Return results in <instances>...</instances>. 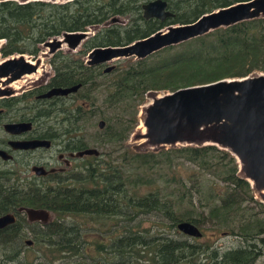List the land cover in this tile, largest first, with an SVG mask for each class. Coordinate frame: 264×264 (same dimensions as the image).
<instances>
[{
    "label": "trees",
    "instance_id": "trees-1",
    "mask_svg": "<svg viewBox=\"0 0 264 264\" xmlns=\"http://www.w3.org/2000/svg\"><path fill=\"white\" fill-rule=\"evenodd\" d=\"M140 1H2L0 40L4 43L1 55L36 57L49 39L64 32L88 31L95 27V34L85 40L87 55L94 47L127 45L171 24L193 22L217 8L247 0H182L183 5L173 9L176 16L166 21L144 20ZM120 15L131 17L126 27L112 23V19ZM54 57L55 74L46 84L23 93L21 98L24 104L51 87L82 83L69 100L74 107L56 97L48 101V107L39 106L35 116L42 123L44 119L56 118L60 112L64 117L46 128L57 126L67 130L93 112L74 104L76 99L97 107L94 93L103 72L76 57L56 53ZM254 73H264L262 17L220 27L143 59L128 58L121 67L103 75L109 78L103 105L112 113L102 116L107 120L102 140L119 148L107 154L106 164L101 169L87 168L85 175L74 183L61 178L54 184L39 179L33 185H23L19 178L13 181L10 177L0 189V211H16L21 205L46 208L52 211L53 220L48 224L31 223L24 216L1 229L0 264H18L27 259L30 252L37 256L34 261L29 260L30 264L60 261H74L71 264H255L264 255V248L256 242L259 239L264 244V238L258 237L264 233V218L244 205L246 201H254L255 188L242 174L240 163L230 151L213 144L163 146L154 150H133L126 146L147 96ZM117 152L118 158H113V153ZM177 158L196 167L190 177L176 172ZM207 175L212 176L213 181ZM186 178L195 183L190 187ZM161 179L164 185L159 184ZM144 185L154 186V189L141 193ZM172 185L173 188L166 190ZM195 195L203 207L209 208L207 214L189 207L195 206ZM256 202L264 209L263 202ZM152 213L162 214L165 222L160 225L164 230L152 232L122 225L108 241H94L92 252H87L80 226L67 222L70 216L114 220L126 215L136 219L141 214ZM206 217L223 225L225 231L242 237L244 245L221 251L209 240L170 234L172 230L180 232L177 228L180 221L201 226L207 222ZM39 223L43 229L35 228ZM111 230L112 227L106 228L103 233ZM28 238L39 247L26 249L30 247Z\"/></svg>",
    "mask_w": 264,
    "mask_h": 264
},
{
    "label": "water",
    "instance_id": "water-1",
    "mask_svg": "<svg viewBox=\"0 0 264 264\" xmlns=\"http://www.w3.org/2000/svg\"><path fill=\"white\" fill-rule=\"evenodd\" d=\"M7 1V0H0ZM22 3L31 0H17ZM60 2L62 0H43ZM65 2L71 0H64ZM166 0H153L143 5L146 19L173 17L167 9ZM264 18V0H247L230 6L220 7L201 15L189 23L171 24L150 36L138 39L122 46H97L87 54L86 64L95 66L107 64L115 59H143L163 48L180 44L203 36L220 27H228L245 20ZM113 21L119 20L117 17ZM92 31L64 32L45 43L48 54L53 55L63 45L75 51L88 39ZM2 41V40H1ZM4 41V40H3ZM116 68L110 64L105 72ZM39 62L25 58V54H15L0 61V81L10 84L22 79L26 74L36 73ZM82 83L68 87H53L39 95V98L50 99L54 96H67L76 93ZM12 92L10 87L0 88V96ZM150 102L145 104L146 132L138 134L153 148L176 145L213 144L230 151L238 160L242 174L259 191L264 202V73H254L240 78H226L215 82L179 88L171 92L153 93ZM30 122L10 123L5 128L11 133H20L31 127ZM106 125L99 122L100 128ZM14 148L35 149L47 147L50 141L34 139L14 141ZM100 154L97 148H87L78 156ZM0 155L7 159L8 152L0 149ZM33 171L37 175H47L56 171L36 165ZM253 181V182H252ZM29 222L47 224L52 220V211L46 208L22 206L19 208ZM14 213L0 215V230L16 223ZM180 232L200 238L203 230L191 221H180L177 224ZM224 234H227L226 232ZM33 240L27 244L33 245Z\"/></svg>",
    "mask_w": 264,
    "mask_h": 264
},
{
    "label": "rangeland",
    "instance_id": "rangeland-1",
    "mask_svg": "<svg viewBox=\"0 0 264 264\" xmlns=\"http://www.w3.org/2000/svg\"><path fill=\"white\" fill-rule=\"evenodd\" d=\"M149 0H141V3H145ZM60 2H65L64 0L60 1ZM118 19H121V23H130V16H123V17H117ZM104 25H101V27H103ZM100 27V28H101ZM92 34L90 35L93 36L95 34V32L97 31L95 29V27L91 28ZM86 41H84L82 43V45L75 51L70 50L67 45L61 49H59L56 54H62L68 57H76L79 58L80 60L85 61L87 60V55L84 47ZM4 43V41L0 40V48L2 46V44ZM62 56H60L59 58H61ZM3 56L1 55V51H0V61L3 60ZM25 58L29 59V60H33L34 63L39 62V73L35 74V76L30 77V78H25V79H20L22 80L21 82H19V88L15 89L16 92H18V94L24 93L27 90L33 89L46 84L50 78L55 74V70H54V66L52 65V60L55 58L54 55H50L48 54V48L42 46V50L40 51L39 55L36 57L30 56L28 54H25ZM134 58V57H133ZM131 59V57H130ZM124 60H128V58H122V59H115L112 62L107 63L108 65L110 64H115L116 68L117 67H121L122 64L124 63ZM98 69V68H95ZM99 71L103 72L102 69H98ZM103 75H107V74H102L100 75L101 77H98L97 82L99 84L97 91L94 93V96L97 97V107H93L90 106V104H87L86 102L84 103L85 106H83L86 110H92L93 112L91 114L87 113V117H85L84 119H82L79 122L76 123H80V125L82 126V128L85 130V137L84 139H86V142L91 146V147H95L98 150H100V152L102 153V155L100 156L101 159V166L103 167L105 160L108 158L107 154L114 150V149H118L119 146H114L113 144L110 143H105V141H103V134H104V129L107 126V120L105 118H103L102 116L104 114L108 115L110 113H112L111 111H109L108 109H106V107H104V99L105 96L107 94V84L109 82V78ZM18 81V80H17ZM32 81V82H30ZM5 83V81H0ZM11 84V83H10ZM9 84V85H10ZM96 85V84H95ZM13 88V87H12ZM25 90V91H24ZM99 96V99H98ZM150 96H147V102H145L143 105H141L139 112H138V116H139V121L138 124L135 128V130H133L129 136V139L126 141V146L130 149H138V150H154L153 146H151L147 141H145L144 139H139L137 137L138 134L143 133L142 130L140 129V111L142 110L143 106H145L146 103L150 102ZM83 100H78L76 99V101L74 102V104L80 103L82 104ZM48 100H44L43 103H41V106H49V102ZM46 103V104H45ZM27 103H24L23 105H25ZM121 111V109H119ZM119 112V111H118ZM28 114H34L35 111H27ZM59 120L61 119V117H64V115L62 113L59 112V115L56 116ZM101 120H105L106 121V125L103 128H100L99 126V122ZM42 123L46 124V126H50L51 124H55L54 119H44L41 121ZM60 124L62 125V123L60 122ZM103 133V134H102ZM181 145V144H179ZM156 148V147H155ZM41 155H46V152H42L39 154L40 157ZM113 158H118V152L117 153H113ZM117 163H119V160L116 161ZM100 166V165H99ZM100 166V167H101ZM24 168V167H22ZM175 168H176V172L182 176V174L185 177H190L191 173L193 172L194 169H196L195 166H193L192 164L188 163V162H183V160H181V158H177L175 160ZM84 174H85V170H84ZM19 177H12L13 181H16ZM208 179H212L213 181V177L210 175H207ZM186 182L189 184V186L191 187L195 181L191 182L189 181V178H186ZM24 184V183H23ZM160 185H164V180L161 179L159 182ZM222 185H225V183H220ZM25 185V184H24ZM157 185V184H156ZM215 186H217V183H215ZM173 188V185L170 187H167L166 190H169ZM152 189H154V186L151 185H144L140 188V192L141 193H145V192H149ZM194 190V189H193ZM254 201L249 200L244 202L245 206H248L250 208H252L253 212H257L260 213V215L264 218V213H262V211L264 209H262V206L257 203L258 202H263L261 199V196L259 194V191L255 188L254 190ZM264 203V202H263ZM194 204L195 206H189V207H194L198 212H205L206 214L208 213L209 208L208 207H203L202 203L200 202L198 195H195V199H194ZM186 207V206H185ZM135 218H132L128 215L126 216H122V217H115L114 220H103V219H95L94 217L91 216H70L68 217V223L70 224H75L80 226V233L83 235L84 239L86 240V248H87V252H92L93 250V242L97 241V240H105L108 241L109 240V236H113L115 235L117 232L116 230L122 226V225H126L129 228H133V229H138V230H142V229H150L152 232H155L156 230H164L165 228L163 226L160 225V223L165 222L162 221L163 220V216L161 213H152V214H141L139 215V217H137L135 220H132ZM52 220H53V216H52ZM206 223H204L203 225H201V229L204 231L205 236L202 237V239L200 240H209L211 242L214 243V246L219 248L221 251H225L227 249H231V248H236L239 246H243L244 245V240L242 237L238 236V235H234L232 234L230 231H225L223 228V225L219 226V224H217L215 221L211 220L210 218L206 217ZM161 226V227H160ZM112 227L111 232H104L103 230L106 228H110ZM36 229H43V226L39 223L37 226H35ZM221 228V229H220ZM30 230V228H28ZM122 229V228H121ZM227 234H224V233ZM109 234V235H108ZM170 234H172L174 237H179L180 235H182L183 233L181 232H176L175 230H172L170 232ZM258 237H263L264 238V233L260 234ZM105 238V239H104ZM29 239V238H28ZM30 240V239H29ZM256 242L258 243V245L260 246L261 249L264 248V244L257 239ZM35 246L39 247V245L35 244L33 246L30 247H25L26 249H29L31 247ZM1 256V255H0ZM37 256H34L31 252L29 254V257L27 259L22 260L21 262H19L18 264H30L29 260H35ZM74 263V261L69 262V261H65V262H57V264H71ZM12 264V263H11ZM255 264H264V255L260 256V258L257 260V262Z\"/></svg>",
    "mask_w": 264,
    "mask_h": 264
},
{
    "label": "flooded vegetation",
    "instance_id": "flooded-vegetation-1",
    "mask_svg": "<svg viewBox=\"0 0 264 264\" xmlns=\"http://www.w3.org/2000/svg\"><path fill=\"white\" fill-rule=\"evenodd\" d=\"M150 1L153 0H149L145 3H141L142 16L144 20H160V21L169 20L170 17H167L164 20L157 17L146 19L144 16L143 5ZM166 1L168 4L167 9L173 12L174 13L173 17H175L176 12L173 9L181 7L183 5V1L182 0H166ZM117 17H123V16L120 15ZM121 21L122 20L119 19L117 21H112V23L122 27H126L128 25V22L121 23ZM107 66L108 64H100L92 67L102 69L104 74H109L113 70L105 72L104 70ZM40 86L36 88L33 87V89L27 90L26 92H31L39 88ZM7 87H10V89H12V92L8 95L0 96V149L8 152L10 157L5 159L0 155V189L2 188V185L5 184V182L10 179V177H19V183L20 184L24 183L25 185L28 184L30 185V183H32L31 185H33V183L38 182L39 179H44L54 184L56 180H60L61 178L71 180L74 183L77 182V180H79L81 176L85 175L84 170L86 173L87 168L90 169L102 168L100 162L101 161L100 156L102 155L101 152L99 155L92 154V155L78 156V153L80 151L86 150L87 148H95V147H91L86 142V139H84L85 130L82 128L80 123H75L72 127L68 128L67 130L60 129L57 126H52L50 127V129H47L46 125L44 123H40V121L37 120L35 117L36 113L38 112L39 106H41V103H43L42 100L51 101L54 98L58 97V99L66 100L67 104H69L70 107H74L69 103V100L74 94H77V92L80 89L76 93L67 96H54L50 99L39 98L38 97L39 95L48 91L46 90L42 93L35 94L34 95L35 100L31 98L30 100L27 101V104L23 105L22 103L23 100L21 98L23 93L18 94L15 88H12L11 85L0 82V88L6 89ZM51 88H49V90ZM84 103L85 102L82 101V104L77 103V105L79 107H83L85 106ZM73 109H78V108H73ZM30 110L35 111V113L31 115L28 114L27 111ZM54 119H55L54 120L55 124H57L59 119L57 117ZM22 122H27V123L30 122L32 125L30 128L20 133H11L7 131L5 128L6 124L22 123ZM67 126H69V124L66 125V127ZM34 139L49 140L50 145L47 147H37L35 149L14 148L11 145V143L14 141L34 140ZM42 152H46V155H41L40 157H37ZM36 165L44 166L48 170L55 168L56 171H54L53 173H49L47 175H37L33 171V167ZM0 198H1V194H0ZM0 203H1V199H0ZM22 206L23 205L19 206L16 211H8V212L0 211V215L6 213H14L17 216V220L18 219L20 220L22 219V217L25 216L22 212L19 211V208ZM186 236L192 237L189 235Z\"/></svg>",
    "mask_w": 264,
    "mask_h": 264
},
{
    "label": "bare ground",
    "instance_id": "bare-ground-1",
    "mask_svg": "<svg viewBox=\"0 0 264 264\" xmlns=\"http://www.w3.org/2000/svg\"><path fill=\"white\" fill-rule=\"evenodd\" d=\"M65 46L66 45L64 44L63 47H65ZM39 70L40 69H38V71L35 74H38L39 73ZM35 74L34 73L33 74H26L22 79L33 77V76H35ZM2 80H4V79H2ZM21 81L22 80L15 81V82L11 83L10 85H11V87L17 89V88H19V82H21ZM30 82H32V81H30ZM145 107L146 106H144L142 108V110L140 111V124H139V126H140V129L142 130L143 133L146 132V127H145V122H144L145 121Z\"/></svg>",
    "mask_w": 264,
    "mask_h": 264
}]
</instances>
